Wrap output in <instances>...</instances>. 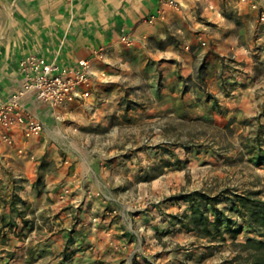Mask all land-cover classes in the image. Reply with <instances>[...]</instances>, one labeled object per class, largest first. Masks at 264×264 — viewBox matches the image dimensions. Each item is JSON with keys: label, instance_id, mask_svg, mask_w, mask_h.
Returning a JSON list of instances; mask_svg holds the SVG:
<instances>
[{"label": "crops", "instance_id": "0c3cea01", "mask_svg": "<svg viewBox=\"0 0 264 264\" xmlns=\"http://www.w3.org/2000/svg\"><path fill=\"white\" fill-rule=\"evenodd\" d=\"M159 1L0 0V106L22 87L20 61L28 56L66 71L86 61L91 72L90 96L66 107L30 93L20 99L42 131L27 136L14 127L11 142L0 144V235L8 233L4 218L15 224L31 216V227L25 239L0 244V251L23 252L1 254L0 264H47L48 252L64 247L70 264L150 262L160 229L154 213L135 202L127 208L109 191L132 166L118 154L104 155L81 133L122 114L121 100L131 90L147 83L158 91L153 106L168 114L213 111L220 118L251 107L250 79L264 59V0H178V8ZM20 204L29 216L18 214ZM67 205L83 209L72 233ZM27 251L34 252L31 259Z\"/></svg>", "mask_w": 264, "mask_h": 264}, {"label": "rangeland", "instance_id": "374dc122", "mask_svg": "<svg viewBox=\"0 0 264 264\" xmlns=\"http://www.w3.org/2000/svg\"><path fill=\"white\" fill-rule=\"evenodd\" d=\"M222 14L236 23L233 11L224 8ZM256 64L247 112L226 111L220 118L213 111L168 114L153 106L158 91L145 83L123 97L122 114L112 115L106 125L82 129L104 155L118 154L132 166L127 167L125 181L112 186L110 193L127 208L135 202L156 217L160 229L153 234L150 262L144 259L142 264H264L258 219L246 213L248 207L259 212L264 204V59ZM159 79L156 74L153 81ZM65 191L63 196L69 194ZM241 198L250 202L242 204ZM192 203L200 204L202 215H192ZM81 206L64 207L70 233L80 221ZM17 212L29 216L21 204ZM30 218L15 224L4 218L8 233L0 235V244L25 239ZM22 253L0 251V256ZM25 253L29 259L34 256L32 251ZM69 255L65 247L48 252L47 264H70Z\"/></svg>", "mask_w": 264, "mask_h": 264}, {"label": "built area", "instance_id": "2783aa9c", "mask_svg": "<svg viewBox=\"0 0 264 264\" xmlns=\"http://www.w3.org/2000/svg\"><path fill=\"white\" fill-rule=\"evenodd\" d=\"M161 7L178 8V0H160ZM254 9L257 6H252ZM260 11V20H264V10ZM150 17L148 23H153ZM126 45L128 38H122ZM75 71L60 70L54 64L42 58L28 56L20 61L24 83L20 90L12 94L7 103L0 106V144L10 143L9 131L20 127L27 136H34L42 131V124L31 116L25 115L20 108V99L25 94H32L36 100L53 107H66L90 96L89 77L91 72L87 62H79Z\"/></svg>", "mask_w": 264, "mask_h": 264}, {"label": "trees", "instance_id": "16d2710c", "mask_svg": "<svg viewBox=\"0 0 264 264\" xmlns=\"http://www.w3.org/2000/svg\"><path fill=\"white\" fill-rule=\"evenodd\" d=\"M240 200L242 204L244 203L243 201L250 202L249 200L244 199V198H241ZM191 212L193 216H195L196 214L202 215V208L200 207V204L192 203ZM246 213L249 215L250 218L258 219L257 230L259 231L260 235L264 238V204H262V207L260 208L259 212H254L252 209H249L248 207V210L246 211ZM203 219L207 220L206 218H203ZM250 244H252V246L254 247H256L257 245L255 243H250ZM144 264H151V263L146 262Z\"/></svg>", "mask_w": 264, "mask_h": 264}]
</instances>
